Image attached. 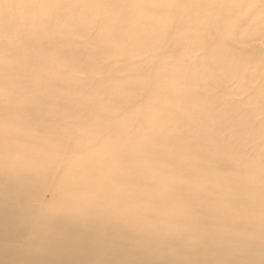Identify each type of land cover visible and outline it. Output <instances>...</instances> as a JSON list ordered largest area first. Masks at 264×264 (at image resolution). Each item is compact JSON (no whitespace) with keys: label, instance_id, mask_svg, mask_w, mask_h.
<instances>
[{"label":"rangeland","instance_id":"374dc122","mask_svg":"<svg viewBox=\"0 0 264 264\" xmlns=\"http://www.w3.org/2000/svg\"><path fill=\"white\" fill-rule=\"evenodd\" d=\"M132 1L136 5L142 4L139 0ZM141 1L145 5L136 10L138 15L147 13L152 16L154 8L161 10V0ZM212 1L201 0V5ZM188 6L189 3H184L180 23L171 29L163 27L158 32L161 38L157 42L148 40L144 45H137L134 41H128L137 35L132 21L114 18L113 25L104 34L81 20L76 22L77 31L65 32L53 22L36 18L41 10L31 3L27 11L33 18L24 31L31 38L39 56L20 48H11L9 54L6 53L5 49L11 45L12 37L20 29L15 33L17 28L8 26L16 18L12 13L8 16L1 14L0 20L5 25L0 23V117L5 120L0 121L1 131L11 127L14 135L22 134L24 130L21 125L14 124L18 121L33 122L35 126L31 132L35 137L42 135V128H48V122L41 117L44 112L27 114L21 98L7 92L8 89L3 86V81L12 82L17 76L13 71H1L8 65L9 58L14 68L20 69L18 79H22L28 68L35 71L27 76L26 81L22 79L19 85L15 84L18 92L33 90L35 86H40L38 93L46 90L48 96L43 105L58 108L53 118L58 121L64 122L65 117H74L72 124L68 123L71 131L78 128V120L94 110L100 112L101 109L107 115L121 117L134 104L139 108V98L142 102L147 99L143 86H151L150 66L157 67L158 79L164 81L159 82L161 88L150 92L151 99H147L152 114L157 111L164 118L165 115L174 117V111H181L178 109L181 104L201 108L204 102L209 101L213 119L198 123L199 128L186 127L185 121L173 128L174 132L179 129L188 131V134L180 137L194 143L186 147L188 163L184 169L194 174L188 179L180 178L179 184L184 188L165 187L162 181L159 183L155 180L157 184L151 181L155 186L148 184L138 203L127 202L128 195L118 191L127 184L122 181L124 178L119 182L97 181L93 174H83L80 179L63 181L68 177L67 170L76 168L75 149L70 137L64 142L66 147L45 154V175L22 181L12 177L9 179L8 182L17 186L13 196L8 194L7 185L0 177V264H264V218H257L264 211V134L243 125V120L246 122L249 119L248 110L250 113L254 111L256 125L264 122V115L259 112L264 98V36H249L264 31V25L258 31L252 32V29L248 32V37L242 43L241 37L236 35V41H229L230 45H226L231 51H249L254 56L251 65L260 69L254 79V68H251L248 83L236 91V82L230 75L215 70L211 77L207 67L202 64V61H206L218 67L225 65L224 59L216 60L217 54L202 49L204 44H195V36L190 32L201 20L195 12L187 10ZM194 9L189 6V10ZM249 9L264 20V0H247L235 7V13ZM13 11H18V7H14ZM222 11L224 9L216 13ZM116 13L108 12L107 17ZM129 16L133 19L136 14L131 11ZM252 22H255V17H252ZM142 26L148 27L146 24ZM97 34L100 40L96 39ZM169 35L171 37L166 38ZM109 45L121 46L119 50L109 52L106 49ZM55 57L58 59L55 60ZM48 60L52 61L51 65ZM58 67L61 72L56 80ZM190 67L194 69L193 72ZM39 68H42L41 72ZM51 76L55 77L53 83L49 81ZM110 76H113L114 85L121 84L124 77L130 79L129 83L124 82L123 101L103 100L99 92L94 91L101 81L105 86ZM190 76L196 77L186 81L185 78ZM174 81L181 84V87L174 84L177 88L175 93L172 86L164 87ZM167 93L171 97L159 99ZM53 94L59 96L57 105L54 104ZM220 96L222 98L216 100ZM152 99L159 100L152 103ZM228 102H235L243 120L234 113L225 112ZM132 118L140 119V112H135ZM132 118H127L129 125H132ZM128 124L124 126L126 129L132 127ZM143 125L148 128L146 122ZM162 127L167 131L170 128ZM153 137L156 142L152 151L146 146L154 138L146 140L140 151V160L144 163L153 151L163 147V142L159 143L158 133ZM75 147L80 148L78 145ZM170 147L171 144L166 145V150H170ZM200 150L209 154L198 156ZM131 156L137 157L134 150ZM2 158L9 157L3 155ZM86 158L91 160L92 156ZM210 159L215 161L207 174L213 171L217 179L225 178L232 169L236 170L243 164L259 172L255 179L256 193L249 196L255 197L251 202L256 204L254 207L240 213H235V210L222 217L209 210L207 202L199 204L191 199L179 211L172 208L173 203L182 197V189L189 192V185L196 181L202 183V170L196 169L193 163L197 161L199 167L203 168ZM127 162L121 164L124 175L132 165ZM179 164L180 161L171 160L169 166ZM160 165L156 167L160 171L168 167L165 163ZM85 167L93 168L90 165ZM103 183L110 185L104 192ZM205 184H208V190L213 183ZM225 196L233 199L231 193H225ZM115 200L122 203L117 213H113L112 207L105 204Z\"/></svg>","mask_w":264,"mask_h":264},{"label":"bare ground","instance_id":"6f19581e","mask_svg":"<svg viewBox=\"0 0 264 264\" xmlns=\"http://www.w3.org/2000/svg\"><path fill=\"white\" fill-rule=\"evenodd\" d=\"M245 1L247 0H213L212 3L201 5V0H171L169 2L161 0V10L154 8L152 16H149L147 13L146 15H138L136 13L137 9L145 5V2L141 0L138 1L142 3L141 5H136L132 0H0V19L1 14L8 16L12 13L16 18L8 26H15L17 28L15 33L20 29L19 33L12 37L11 45L5 49L7 54H9L11 48H20V50L28 51L33 56H39L30 41L31 38L24 31L28 29L33 18L30 12L27 11V7L31 3L41 10V12L37 13L36 18L53 22L61 26L65 32L77 31L76 22L81 20L87 21L90 26L95 27L94 29L104 34L113 25L114 18L119 17L123 20L132 21L134 29L137 30V35L134 37L135 39H129L128 41H134L137 45H144L148 43V40H152L153 43L157 42L161 38L158 32L163 27L171 29L182 21L185 10L184 3H189V6H193L195 9L189 10L188 6L187 10L195 12V15L201 20V22H197V26L190 32L195 36V44H204L202 49L217 54L216 60L222 58L225 63L221 67H218L215 63L206 61H202V64L207 67V71L211 77L213 76L212 73L216 72L215 70H220L221 73L230 75L236 82L237 86L235 90L240 91L242 86L249 81L248 74L251 68H254V79L260 69L257 66L251 65L254 61V56L249 51L246 49L239 52L231 51L226 45L230 43L229 41H236V35L237 37H241L240 42L242 43L248 37V32H251L252 29V32L258 31L264 25V20L258 18L256 12L250 9L246 11L238 10L235 13V7H239ZM14 7H18V11H13ZM221 9H224V11L216 13L217 10ZM112 11H116L117 13L107 17V13ZM131 11L136 14V17L133 19H130L129 16ZM200 15L202 16L200 17ZM252 17H255V22H252ZM102 18L105 19L103 23H100ZM0 23L5 26L1 20ZM142 24H146L148 27L144 28ZM259 32L249 36L252 38L263 37L264 31L261 30ZM150 34L154 36L150 37ZM170 37L171 35L166 38ZM57 38L61 39V37ZM96 39L100 40V35L97 34ZM16 43H19V45H16ZM120 46L109 45L106 49L109 52L116 51L120 49ZM13 55L14 53L9 57ZM57 59L58 57H55V60ZM48 63L51 65L52 61L48 60ZM7 64L1 71H4V73L10 71L17 73L15 80L12 82L3 81V86L8 89L7 92L15 93L21 98L22 105L25 107L27 114L34 111H38L39 113L44 112L43 115H40L48 122V128H42V135L37 137L31 132V129L35 126L31 121H18L14 123L21 125L24 130L22 134L14 135L11 127L3 131L0 129V166L5 170L4 172L0 168V177L1 181L7 185L8 194H11V196L17 190V186L8 182L9 179L12 177V179L22 181L45 175L47 172L45 154L49 151H56L66 147L64 142L69 137L72 139L71 145L75 149L74 161L76 163L74 165H76V168L67 170L68 177L63 181L80 179L83 174H93V178L97 181L114 180L119 182L121 178H124L122 181L127 182V184L118 191L128 195L129 200L127 202L138 203L143 190L147 189L149 185L155 186L151 181L154 183L162 181L166 184L165 187L181 188L182 186L179 184L180 178L188 179L194 174V172L184 169L188 163L186 147L194 143L180 137L188 134V131H181L179 129L177 132H174L173 128L179 127V124L183 121L187 122L186 127L199 128L200 125L198 123L206 121L208 118L213 119L211 103L206 101L201 108L181 104L178 108L181 111H174V117L165 115L164 118L157 111L152 114L150 109L151 104L147 102V99H151L150 92L154 89H159V87L161 88L159 82L164 83V81L158 79L157 67L150 66L149 68L151 86L148 84L143 86L147 99L142 102L139 98L138 101L141 103L139 108H136V104H134V106L127 109L124 113L122 112L121 117L115 114L107 115L101 109L99 110L100 112L94 110L89 115L78 120L76 124L78 128L75 131H71L68 125L72 124L74 117H65L64 122L58 121L56 118L53 119L58 108L43 105L48 96L46 90L38 93L37 90L40 86H35L33 90H23L20 92L16 89L15 84L19 85L22 79L26 81L28 75L31 76L35 73L34 69L28 68L22 79H18L20 69L14 68V63L10 58L7 60ZM190 68L191 72H193L194 69ZM60 70L59 67L56 69V80L59 79ZM38 71L41 72L42 68H39ZM261 74L263 73L261 72ZM195 77L190 76V78L185 79L189 81L190 79H195ZM54 78V76H51L49 81L53 83ZM124 82L129 83L130 79L124 77L121 84L114 85L113 76H110L105 86L101 81L94 88V91L99 92L98 95L103 100L123 101L122 89L126 88ZM203 82L205 83L206 81L204 80ZM174 84L179 85L178 82L174 81L171 84H165L164 87L172 86L174 88L173 93H175L177 88ZM179 86L181 87V84ZM169 97H171V94L167 93L159 99ZM220 98L222 97H216V100ZM53 100L54 104L57 105L59 96L53 94ZM157 100L152 99L151 101L153 103ZM137 111L140 112L141 118H132ZM159 111L162 112V109H159ZM130 112L131 114L129 115ZM225 112L234 113L238 119L243 120L242 113L237 109L235 102H228ZM259 112L264 115V98L263 106ZM247 113L249 114V119L245 120L246 122L243 120V125L249 127V129H255L259 134H264V122L256 125L257 121L254 120V111L250 113V110H248ZM193 115H196V117L193 118ZM142 117L145 119L144 121H142ZM127 118H132V125L128 124ZM3 119L0 117V121L5 122ZM144 122L148 124V128L143 125ZM126 124L132 127L126 129L124 127ZM162 126H169L170 128L167 131ZM107 133L112 134L107 135ZM156 133L160 136L159 143L163 142V147L153 151L148 161L144 163L140 160V151L142 152L143 150V143L146 140L153 139V135ZM155 142L156 138L148 143L149 145L146 148L152 151ZM169 144H171L170 150H166V145ZM77 145L80 148L75 147ZM132 150L135 151L137 157L131 156ZM208 154L203 150L198 152V156ZM3 155H7L9 158L4 159L2 158ZM89 155L92 156L91 160L86 158ZM171 160L180 161L181 164L169 166ZM126 161L132 165L128 168L130 171L124 175L121 173V164ZM214 161L210 159L206 163V167L203 165V168L199 167V162H192L196 169L202 170V183L196 181L192 185H189V192L182 189V197L172 205L175 211H179L182 206L188 204L189 199L196 203L199 202V204L207 202L209 210L220 214L221 217L235 210V213L249 211L256 205L251 203L255 197L249 196H253L256 193L254 190L255 179L259 172L256 169H250L247 164H243L240 167L235 166L236 170L232 169L230 174L225 178L217 179L213 176V171L207 174L208 170L214 166ZM161 163L167 164L168 167L164 170L161 168L162 171H160L156 167H161ZM86 165H90L93 168H87L85 167ZM153 167L155 168V173H153ZM226 167L230 168L231 166L226 165ZM123 175L124 177H122ZM94 179L89 180L95 181ZM207 182L213 183L209 186L208 190H206L208 184H205ZM109 186L103 183V192L109 189ZM225 193H231L233 199L226 198ZM105 204L112 207L113 213H117L122 203L115 200L107 201ZM257 216V218L263 219L264 211Z\"/></svg>","mask_w":264,"mask_h":264}]
</instances>
